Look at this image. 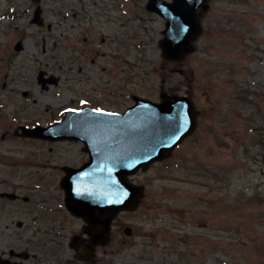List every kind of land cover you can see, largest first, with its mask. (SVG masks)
Listing matches in <instances>:
<instances>
[{
	"label": "rangeland",
	"instance_id": "1",
	"mask_svg": "<svg viewBox=\"0 0 264 264\" xmlns=\"http://www.w3.org/2000/svg\"><path fill=\"white\" fill-rule=\"evenodd\" d=\"M147 1L43 0L48 31L30 24V0H0V16L22 12L0 20V190L30 197L35 214L61 211L50 199L60 200V168L86 155L71 143L21 137L20 127L51 124L77 99L123 108L110 91L152 100L189 92L205 112L197 133L135 176L146 186L140 210L117 217L90 264H264V0H212L200 16L205 33L178 65L184 75L162 57L165 22L145 13ZM56 7H122L137 20L121 9L118 23L97 18L73 30L58 23ZM102 34L121 42L102 43ZM115 51L134 67L112 59Z\"/></svg>",
	"mask_w": 264,
	"mask_h": 264
},
{
	"label": "water",
	"instance_id": "2",
	"mask_svg": "<svg viewBox=\"0 0 264 264\" xmlns=\"http://www.w3.org/2000/svg\"><path fill=\"white\" fill-rule=\"evenodd\" d=\"M40 7L41 0H33ZM210 0H149L148 9L168 19L160 45L164 57L183 60L193 50L192 41L202 32L198 9H208ZM37 10L34 23L43 25ZM20 48V47H19ZM192 100L163 96L161 104L139 99L125 114L86 109L69 112L57 124L34 129L20 128L19 135L48 140L83 141L91 162L79 170L67 169L62 186L67 207L89 224L91 237L86 254L94 256L97 245L110 241L111 223L124 210L138 209L144 190L128 176L165 159L196 127ZM130 234V229L126 230Z\"/></svg>",
	"mask_w": 264,
	"mask_h": 264
},
{
	"label": "flooded vegetation",
	"instance_id": "3",
	"mask_svg": "<svg viewBox=\"0 0 264 264\" xmlns=\"http://www.w3.org/2000/svg\"><path fill=\"white\" fill-rule=\"evenodd\" d=\"M121 9L123 12L122 7H68L66 11L61 7H56L55 10L58 23L61 24L60 20L65 18L68 22H71L73 30H78L79 27L84 25H95L97 18L103 21L107 18L109 22L115 20L118 23L122 19V16L118 14ZM96 11H99L100 15H96ZM126 11L130 10L127 9ZM19 15L22 14L20 13ZM129 17L132 22L137 16H132L131 14ZM103 25L106 24L103 23ZM124 25L126 26V23ZM120 26L122 27V25ZM102 37V43L112 41L118 44L121 42L119 37L112 36L108 39L103 34ZM135 39L136 35L132 31L127 40L133 41ZM111 55L112 59L123 61V54L115 51ZM110 92L109 97L115 99V92ZM132 98L133 94H130L129 97H124L126 101L127 99L132 101ZM120 99L123 100L121 94ZM194 103L195 110L200 112L199 120L205 112L204 109L198 106L197 101ZM87 107L98 110L109 109L106 105L96 103L90 98L87 101L74 100L71 105L74 110ZM60 143H71L72 146L82 152L85 149L84 144L74 141L54 142L52 145ZM85 155L86 161H88L89 155L87 153ZM64 167L60 168L62 175L58 180L59 186L65 174ZM50 199L53 200V203L60 202L62 210L58 211L43 207L44 212H41L42 214H35V212H32L34 207L28 205L31 200L30 197L16 193L15 190H0V264H89L78 259L79 254L84 251L85 246L89 242V238L83 230L85 222L67 211L64 204V192H62L60 200L54 196L50 197ZM22 214L28 215V220H24L21 216ZM75 220L80 222V230L76 233L74 232ZM76 236L79 238L77 243L73 242Z\"/></svg>",
	"mask_w": 264,
	"mask_h": 264
}]
</instances>
